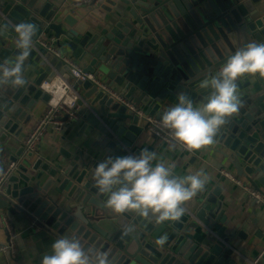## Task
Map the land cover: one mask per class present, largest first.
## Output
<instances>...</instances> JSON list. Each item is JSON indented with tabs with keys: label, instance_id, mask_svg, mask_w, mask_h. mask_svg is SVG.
<instances>
[{
	"label": "water",
	"instance_id": "1",
	"mask_svg": "<svg viewBox=\"0 0 264 264\" xmlns=\"http://www.w3.org/2000/svg\"><path fill=\"white\" fill-rule=\"evenodd\" d=\"M123 1L126 11L118 13L125 21L92 35L70 9L47 0H0V63L19 54L14 25L28 22L37 28L24 65L26 84L0 86V144H15L21 126L31 120L30 112L49 96L42 88L45 82L52 83L57 76L71 77L70 69L52 49L66 47L85 73L97 74L111 88L121 87L128 103L144 115L161 117L178 103L180 94L201 106L209 94L200 87L201 81L215 75L230 55L249 42H264L263 12L255 8L260 0ZM42 37L45 45L38 42ZM238 86L242 108L228 118L206 149L223 154L237 178L262 191L264 78L246 76ZM74 90L79 95L75 106L80 116L103 133V142L107 139L106 153L100 159L87 162L79 154L69 160L67 169L59 167L67 176L69 193L76 196L70 197L74 209L55 206V198L47 194L50 182L45 184L43 175L48 172L54 177L60 172L50 170L41 159L31 165L28 160L33 154L23 145L10 161L18 164V156L27 153L28 157L0 191L1 211L31 221L32 239L41 259L51 254L56 239L70 236L79 239L85 249L109 252L112 264H238L232 259L234 247L218 228L225 225L221 188L209 195L201 192L187 202L180 221L159 225L130 212L117 215L105 208L107 197L95 187L94 169L107 157L140 153L131 146L143 131L141 116L92 82L78 80ZM30 165L36 176L26 172ZM201 224L205 234L215 228L218 232L213 235L218 240L198 241L193 231ZM129 226L135 230L126 233ZM165 235L167 242L160 248L155 241ZM239 260L244 262L239 264H264L261 259Z\"/></svg>",
	"mask_w": 264,
	"mask_h": 264
},
{
	"label": "clouds",
	"instance_id": "2",
	"mask_svg": "<svg viewBox=\"0 0 264 264\" xmlns=\"http://www.w3.org/2000/svg\"><path fill=\"white\" fill-rule=\"evenodd\" d=\"M15 46L19 54L13 60L0 63V86L21 88L26 84L24 65L37 34L35 24L14 25ZM264 78V42H249L230 55L215 75L205 77L200 87L209 90L206 102L196 107L186 94L178 103L165 110L160 123L175 142L187 151H198L212 145L215 137L243 106L238 81L246 76ZM174 147V145H173ZM175 165H166L155 152L143 149L138 155L107 157L97 164L92 179L99 193L107 197L105 208L117 215L132 213L157 225L180 221L186 214L187 202L203 192L208 177L203 170L179 176ZM2 171V170H0ZM133 226L125 229L134 231ZM167 236L158 237L162 248ZM41 264H112L110 253L85 249L79 239L64 236L56 239L51 254Z\"/></svg>",
	"mask_w": 264,
	"mask_h": 264
},
{
	"label": "crops",
	"instance_id": "3",
	"mask_svg": "<svg viewBox=\"0 0 264 264\" xmlns=\"http://www.w3.org/2000/svg\"><path fill=\"white\" fill-rule=\"evenodd\" d=\"M79 1L47 0L54 6L70 9L79 20V24H82L84 29H87V33L92 35H99L104 29L111 30L117 22L125 21V17L118 13V10L126 11V4L123 0H104L101 4H94L91 7L80 5ZM255 8L262 11V16H264V0H260ZM48 37L51 39L50 35ZM52 37L54 36L52 35ZM55 50L63 51L74 58L73 52L66 47ZM58 78L60 76H57L55 80ZM65 78L73 80L72 77ZM112 89L120 93L123 92V89L116 85ZM49 97V99L40 101L30 112L31 120L21 126L18 138L14 140L15 144L10 145L9 142L8 145L0 144V160L2 159L5 164L13 163L10 161L11 156H17L28 133L46 112L51 99L50 95ZM144 119L142 116L139 123V127H142L143 131L132 143L131 150L147 149L155 152L158 160L162 159L166 165L174 164V173L179 176L203 170L208 177L203 192L209 195L216 188H221L219 200L222 202L225 225L219 224L218 228L224 232L232 248L234 247L235 253L232 259L238 264L244 263L239 259L246 261L261 259L264 261V205L253 199L246 190V187L251 186L250 183L240 178L243 184H239L225 176L223 171H228L237 177L234 167L221 153L211 152L206 148L190 153L176 142H159L148 129ZM102 136L103 133L97 127L87 124L82 116L79 121L68 124L59 132L48 129L43 136L36 154L29 157L28 161L33 165L38 159L44 160L43 162L50 166V170L60 172L54 177L48 172L43 175L45 184L50 182L47 194L55 198V206L67 210L74 209L72 204L76 206L75 202L70 199V197L76 198V196L69 193L70 186L66 187L67 182L64 180L67 176L59 167L63 166L67 169L69 160L79 154L87 162L92 159H100L103 154L105 155L107 145V139L103 142ZM118 146V149L121 148L120 144ZM26 157H28L27 153L18 156L20 160L17 169L22 166L21 161L23 162ZM31 165L25 167L26 172L36 176L37 172L32 170ZM21 186H25L23 181H21ZM262 191L264 192V188ZM4 217L7 218L16 236L17 253L16 256H13L11 253L0 250V264H41L39 247L37 242L32 239L33 233L30 230L32 223L18 213L12 215L7 211L0 210V249L9 240V231L3 222ZM203 230L204 227L201 224L193 231L198 241L207 240L208 237L214 242L218 240L216 235H213L218 232L215 228L210 234H205Z\"/></svg>",
	"mask_w": 264,
	"mask_h": 264
},
{
	"label": "built area",
	"instance_id": "4",
	"mask_svg": "<svg viewBox=\"0 0 264 264\" xmlns=\"http://www.w3.org/2000/svg\"><path fill=\"white\" fill-rule=\"evenodd\" d=\"M104 0H80L79 4L82 6L91 7L94 4H101ZM44 37L38 39V42L45 45ZM52 53L59 59L62 60L65 65L70 69L72 81L68 78L61 77L52 83H45L42 88L51 96L48 108L44 115L36 122L33 130L27 135L22 144L26 152L36 154L38 147L40 146L43 136L46 134L48 129H52L56 132L61 131L68 124L79 121L81 116L79 114L78 107L75 106L77 99L79 98L78 93L74 90V84L78 80L92 82L99 89H102L116 100L126 104L133 112L145 118L148 129L154 135V138L159 142H175L172 138L171 133L164 129L160 123V117L144 115L141 110L137 109L132 103L124 98L122 93L113 90L109 87L97 74L85 73L80 63L70 55L65 54L59 50L52 49ZM177 143V142H176ZM179 144V143H178ZM187 151V150H186ZM190 152V151H188ZM192 151L190 153H194ZM0 191L3 189L6 181L9 177L17 170V164L11 163L10 165L5 164L3 160H0ZM225 176L234 180L239 184H243L240 178L233 176L228 171H223ZM250 196L257 202L264 205V192L258 191L253 187H246ZM3 222L9 231L8 243L1 247V251L11 253L16 256V236L12 231L7 218H3Z\"/></svg>",
	"mask_w": 264,
	"mask_h": 264
},
{
	"label": "trees",
	"instance_id": "5",
	"mask_svg": "<svg viewBox=\"0 0 264 264\" xmlns=\"http://www.w3.org/2000/svg\"><path fill=\"white\" fill-rule=\"evenodd\" d=\"M33 127H35V126H33ZM32 130H33V128H32ZM32 130H30V132H31ZM30 132H29V133H30ZM29 133H28V134H29Z\"/></svg>",
	"mask_w": 264,
	"mask_h": 264
},
{
	"label": "rangeland",
	"instance_id": "6",
	"mask_svg": "<svg viewBox=\"0 0 264 264\" xmlns=\"http://www.w3.org/2000/svg\"><path fill=\"white\" fill-rule=\"evenodd\" d=\"M50 97L48 96V99H49Z\"/></svg>",
	"mask_w": 264,
	"mask_h": 264
}]
</instances>
